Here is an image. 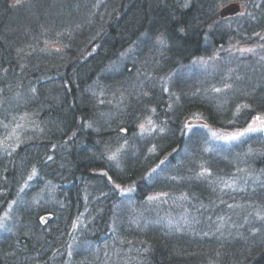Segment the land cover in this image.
I'll list each match as a JSON object with an SVG mask.
<instances>
[{"label":"trees","instance_id":"16d2710c","mask_svg":"<svg viewBox=\"0 0 264 264\" xmlns=\"http://www.w3.org/2000/svg\"><path fill=\"white\" fill-rule=\"evenodd\" d=\"M38 1L0 0V100L5 94L0 106L15 117L22 116L21 108L32 112L37 121L21 131L22 145L16 148L0 139V214L8 210L9 217L0 227V264H264V222L256 218L258 211L264 212V137L225 143L209 140L203 125H193L188 132L184 125L188 118L199 117L214 128L231 129L245 125L250 116L263 115L264 69L253 67L258 76L250 81L245 79L248 73L243 75L247 91L226 100L215 96L216 89L220 96L229 93L231 81L210 84L215 97L206 98L197 84L199 76L193 75L198 72L192 73L194 79L176 77L164 92L166 75L180 73L195 56L245 37L218 16L220 0H94L99 8L91 9L85 24L77 7L70 19L53 20L42 9L47 2ZM91 15H100L102 25L94 26ZM45 16L62 35L57 48L62 51L54 55L30 46ZM112 62L118 65L112 67ZM131 71L136 74H128ZM100 85L109 95L99 100L94 91ZM20 94L32 104L16 102ZM147 113L163 131L140 141L135 129ZM3 122L0 112V138ZM125 136L134 137L133 155L126 149L119 165L111 167L110 149ZM33 142L45 151L34 153ZM177 147L173 157L185 150L180 157L188 164V175L180 169L172 174L176 181L157 183L154 174L148 175L157 164L154 158ZM221 154H232L236 165L217 159ZM244 157L251 167L246 164L240 170ZM225 167L257 181L238 190L204 183L218 173L227 176ZM100 168L107 177L95 172ZM115 184L131 185L132 193L123 200ZM42 187L44 198L26 201L24 195L33 196ZM159 188L171 192L159 206L167 205L170 212H155L142 202L145 194ZM48 194H53L50 200ZM132 200V209L118 207ZM42 213L51 214L47 223L38 222ZM75 215L92 221L69 246ZM161 216L180 218L167 226L160 223Z\"/></svg>","mask_w":264,"mask_h":264},{"label":"rangeland","instance_id":"374dc122","mask_svg":"<svg viewBox=\"0 0 264 264\" xmlns=\"http://www.w3.org/2000/svg\"><path fill=\"white\" fill-rule=\"evenodd\" d=\"M13 1L15 3L29 4V0H13ZM45 1L47 3L42 9L46 13L50 14L49 17H52L51 19L58 20L59 17H62V21H64L69 16H70L69 17V19H70L75 14V9L77 7L78 11L83 12V13H80V15H82L84 18L79 17L84 22L83 24H85L86 21L88 20L87 16H89L91 14V12H92L91 9L94 8L96 10L97 8H99L97 3L94 2V0H45ZM183 1L187 3L190 0H183ZM223 1L224 0H220L221 4H219V7L217 9L218 11L220 8L224 7L225 4H227V3L233 2V3L239 4L238 11H236V13H234L232 15H227L226 17H221V16H219L218 11H217V14L221 19L226 20L227 23L225 24V26L227 25V26L238 27L239 30L244 34L245 37L243 38L241 36H238L234 40H230L229 42H227V44L224 43L222 45H218L217 48L216 47L212 48L209 53H206V54L200 55V56H195V58H193V59L187 61V63H185V65L179 70L180 73H177V72H175L176 70H174L173 73L166 75L163 79V81H165L164 82L165 83L164 92H167L169 87H171V86L173 87V85L175 84V81H177L176 77L181 78L183 80H187L190 78L194 79L193 75H198L199 80H198L197 84H198V87L200 86L199 89L202 91V93L204 92V94H203L204 97H206V98L212 97L213 98L216 96V97H219L221 99L226 100V99L233 97L235 95L239 96L241 93H244L245 91H247L246 90L247 84H245V82H246L245 79H247V81H250V80H253L252 79L253 76H258L257 72L255 71V68H253V67H260L261 66L264 69V0H226L225 3H223ZM38 2H36V3H38ZM85 14H87V15L85 16ZM46 17L47 16L44 17L43 23H40L36 26V31H34V33L32 34V38L34 39L33 40L34 43H33V45H30V46L32 49L34 48V49L38 50L39 52L40 51L44 52V50H45L46 52H51L50 55H54L56 52L62 51L60 49L57 50V48L60 45H62L59 42V37L62 35L58 33L55 23H53L51 20L48 23L46 22L47 21ZM92 17H93V15H91V18ZM100 17H101L100 15H97V17L92 18V20L94 21V26L96 24L98 26L102 25V22L99 21L101 19ZM44 22H46V23H44ZM248 30H252V32L245 33V32H248ZM63 38H65V36ZM156 38H158V37L156 36ZM154 40H155V38H154ZM112 64H113V65H111L112 67L113 66L116 67L118 65L116 62L115 63L112 62ZM132 72L133 71H131L129 73L127 72V73L130 75L136 74V73H132ZM193 72H195V73L198 72V73L192 75ZM233 74H234V76H233L234 78H232ZM245 74H247V75L245 76V79H244L243 75H245ZM154 78L155 77L151 78V81ZM157 78H159V77L157 76ZM27 79H29V78H27ZM229 80L231 81V84H232V86L229 87V93L226 92L224 95L220 96L221 91L217 92V94H215V92L212 91L210 84L216 85V86H218L219 83L229 84ZM235 80L238 82H236V84L232 83ZM15 81H16V83H21L22 79L15 76ZM262 81H264V79H262ZM29 82H30V79L26 80L25 85L29 86L28 85ZM261 84H262V82L260 80L256 81V85L261 86ZM223 85H222V87H223ZM98 87L99 88L96 91H94L98 95V97H99L98 99L100 100V98H102L103 96H104V98H106L107 95H109L107 88L103 85H100ZM56 88H58V86ZM56 88L54 91L57 90ZM225 88L226 87H224V89ZM114 91H117V90H114ZM113 94H115V93H113ZM212 94H215V96H212ZM4 95H3L2 99L0 100L2 104H3L4 99H5ZM26 97H29V96H26ZM24 98L25 97L21 96V94H20L18 96V99L16 98L15 100H16V102L18 101L20 103V105L23 101H26L27 103H29V101H27L26 98L24 100ZM171 100H176V99L173 96L171 98ZM221 102H223V101H221ZM19 103H16V104L19 105ZM29 104H32V103H29ZM98 105L101 106L102 102L100 103V101H99ZM0 109H1L0 110L1 114L4 117L2 130L5 132L4 133L1 131V133H4V134H3L2 138H0V139H3L4 143L7 144L8 146H12V148H16L17 146L22 145L21 144L22 139L20 138L21 133H22L21 131L26 129L29 124H31V127H34L35 124H37L36 116H34L32 112H29V111L26 112V111H24V109L22 110V108L20 111H22L23 114H22V116L18 115L19 117L18 116L15 117L14 113L6 110V108L3 106H0ZM24 112H26V113H24ZM149 113H147L145 116L140 118V121L136 125L135 130L137 131V133H140V135H141V136L137 135L139 140L141 139L140 141H149L148 133L155 134V132H157V133L161 134V131H159L156 128L157 127L156 122L155 123L153 122L151 116H149ZM161 116H163V115H161ZM257 116L260 117V120L255 119ZM19 118H21V121ZM198 119L201 120V122H199L198 124L188 123V120H198ZM188 120H186L185 124H184L185 127H187L186 128L187 132L193 128L192 127L190 129L188 127V125H191V126L203 125V128H204L203 131L205 132V135H207V138H209V140H210L212 138L211 137L212 132H216L218 135H231L237 131H243L245 128H247L249 126V124H251L253 127H259L261 124V121H264V114L263 115L255 114L254 116H250L249 119H247V123L245 125H242L241 127H233L231 129L214 128L212 125L203 121L199 117H190V118H188ZM16 121L17 122L20 121L17 126L15 125L17 123ZM141 125H143L145 129H149V130L152 128H155V131H145L143 133L145 136L142 137ZM49 128H50V125L47 126V129H49ZM84 129H85V126H83V130ZM35 131H37V133H36V135H37L40 132L39 127H37ZM49 131H50V129H49ZM257 134H261L264 137V132L250 133L246 136H253V135L254 136H260ZM129 135H132V134H129ZM39 136H41V133L39 134ZM216 140H218V139H216ZM218 141L221 142L223 140H218ZM223 142L230 143L232 141H223ZM33 143L37 145V148L35 150H33L34 153H38V152L41 153L42 150L45 151V148H43L44 147L43 145H42L43 146L42 147L41 145H39V143H35V142H33ZM134 146H136V142L134 141V137H132V139L129 140V138H127L126 136L124 137V141L121 142L120 145H118V146L114 145L113 148L110 149L111 150V152L109 153L110 156L109 155L107 156V161L109 162V164H111V167L112 166L114 167L115 165H119V159L124 156L125 150L128 149L131 151V150H133ZM175 149L177 151L178 147ZM132 152H134V151H131V153ZM164 153H167V152H163V153L161 152L157 155V157L154 158V159H156L157 164L154 163L155 166L151 169L152 171L148 175H150L151 173L154 174L152 177H155V180L157 181V183L160 181H161V183H164V181L167 182L169 180L176 181V180H173L172 174L174 172H178L180 169H181L182 175H184V176L188 175V171L190 170L187 167L188 164L187 163L183 164L182 161L184 160V158L182 159L180 157L182 155V153L186 154L185 150H183V152H182V150H180V154L178 156L173 157L174 153L170 154L169 156L172 157V158L170 157L171 159L168 158L169 156L166 158H163ZM113 154H116V159H109V157L113 156ZM254 154L259 156V154L252 152V155H254ZM130 155H133V153ZM221 156L222 157L218 156L217 159L224 160L226 165H228L230 167H233L234 165H236L235 159L232 157V154L229 156H223L221 154ZM212 157L214 158L216 156H212ZM243 159H245V157ZM161 161H164L163 164H165L166 166H162ZM50 162H51V160H49L48 164H50ZM248 162H249V160L245 159L243 161V163L239 164L240 166H242L240 168V170H242L244 168V165H246V164H247L246 166L248 168H250L251 165H248ZM51 164L53 165L52 162H51ZM52 165H50V166L48 165V166L51 168ZM58 165H59L58 159L57 160L55 159L54 166L57 167ZM160 166H161L162 170L158 171ZM180 166H182V167H180ZM216 167H218V166H216ZM230 167H225L226 169H229L227 176L220 177L219 176L220 173H218V174H215L211 180L205 181L204 183H207L208 185L210 184V188L211 187L213 188V186L216 185L219 187H226V188H232L233 190L234 189L238 190L240 188L242 189L244 187V185L247 183H248V185H252L251 184L252 182L257 181L254 179L255 176H252V177L248 176V175H247L248 177L244 176L240 170L239 171L235 170L236 168L231 169ZM153 169H155V172L153 171ZM46 170H49V169H46ZM56 170H58V168ZM218 170H219V172L220 171L224 172V168L221 169L220 167H218ZM98 171H101V172L103 171L104 172L103 176H105V177L108 176L105 169L100 168L99 170H95L96 173H99ZM33 174H34V172H33ZM33 174L29 177L30 179L32 178V176L34 178ZM41 174L44 175L43 173H41ZM149 177L150 176H148V178ZM29 178H28L29 181L27 180L28 181L27 183L31 184L32 182ZM238 184H239V186H238ZM159 185H161V184H159ZM161 186H163V185H161ZM234 186H238V187H234ZM113 188L116 189L119 194H121L123 200H125L126 196L131 194L132 190H133L131 185L122 186L119 184H115V186H113ZM129 189H130V191H128ZM160 189L161 188H159L158 190L149 191L147 194H145L143 196L142 202H145V204L147 206H149L150 208H153L155 210V212L158 209H161V210L165 209V212H170V208H168L167 205H166L167 207L165 206L162 208H159V206L162 204L164 197L169 195V193H171V192L169 191V193H168V192L162 191ZM21 191L19 192V194L21 193ZM172 193L175 195V192H172ZM19 194L17 196H19ZM27 194H29V193H27ZM21 196H23V195L20 194L19 197H21ZM24 196L27 199L26 201H28V202L35 200L36 197H37V199L40 197L44 198L45 197V188H43V187L40 188V191L35 193L33 196H30V197H28L27 195H24ZM51 196H53V194H48L46 196L47 200L48 199L50 200ZM19 197H17V198H19ZM149 197H156V198L155 199H149ZM20 202H22V201H20ZM134 202L135 201H133V200L127 201L126 202L127 204H120V206H118V207H123V205H127L126 207H128V210H129V209H132ZM135 204L137 205L138 203H135ZM9 206L8 207L11 208V205H9ZM140 207L142 208V205H140ZM45 214H47V215H45ZM262 214H264V212L258 211L256 218H261L260 220H262V222H264V217L262 216ZM7 215H8V210L5 211L4 213L0 214V227H2L3 225H5L7 223V221H8L7 218H9V217H7ZM154 215H156V219L160 218V216H158V214H154ZM14 218H15V215H13V212H12L11 213V221L12 222H13ZM38 218H39L38 222H40V224L41 223L44 224V223H47L48 220L51 218V214L42 213L41 216H38ZM177 218L179 219L180 216H177V217L175 216L172 218L170 217V219H167L166 217L161 216V222L160 223H165L167 226L168 225L173 226L174 225L173 222ZM152 219L153 218H150V220L149 219L148 220L151 221ZM91 221L92 220H90V221L85 220V218L83 216L78 217L77 215H75L74 222L72 223L73 228L68 233V235H69L68 238H70L69 246L71 244H75L76 240H78V241L80 240V238H81L80 236L83 234L84 228L88 227V223H90ZM149 221H144V222L149 223ZM109 243L112 244V242H110V241H109ZM102 244L106 245V242L104 241ZM104 251H106V250L102 251L104 254H108V252H104ZM114 253L116 254V252H114ZM101 264H104V263H101Z\"/></svg>","mask_w":264,"mask_h":264},{"label":"snow or ice","instance_id":"6c2138e0","mask_svg":"<svg viewBox=\"0 0 264 264\" xmlns=\"http://www.w3.org/2000/svg\"><path fill=\"white\" fill-rule=\"evenodd\" d=\"M216 91H220V89H216ZM256 120H260V117L257 116L255 118ZM231 123V122H230ZM188 127L191 129L192 126L188 125ZM206 127V126H205ZM122 131H127L126 129H122ZM145 131H155V128L152 129H145L143 125H141V134H143ZM160 131H163V129H160ZM255 132H264V121H261V124L259 127H253L251 124L247 128H245L243 131H237L234 134L231 135H218L216 132L211 133V137L213 139H218V140H223V141H235L238 140L250 133H255ZM109 159H116V154H113V156L109 157ZM164 161H161V164H163ZM155 172V169H153ZM207 172V170H203L200 175H204ZM130 191V189L128 190ZM156 197H149V199H155Z\"/></svg>","mask_w":264,"mask_h":264},{"label":"water","instance_id":"95a60500","mask_svg":"<svg viewBox=\"0 0 264 264\" xmlns=\"http://www.w3.org/2000/svg\"><path fill=\"white\" fill-rule=\"evenodd\" d=\"M239 9V4L237 3H233V2H230V3H227L225 4L224 7L220 8L218 13H219V16L221 17H226L227 15H232L234 13H236V11H238ZM199 122H201V120H188V123H193V124H198ZM176 151V149H171L169 151H167V153L164 154L163 158H166L168 157L170 154L174 153ZM99 174H104V172L102 171H98Z\"/></svg>","mask_w":264,"mask_h":264}]
</instances>
